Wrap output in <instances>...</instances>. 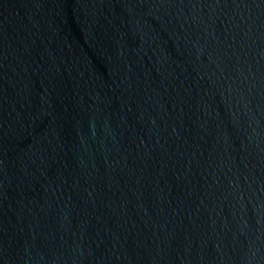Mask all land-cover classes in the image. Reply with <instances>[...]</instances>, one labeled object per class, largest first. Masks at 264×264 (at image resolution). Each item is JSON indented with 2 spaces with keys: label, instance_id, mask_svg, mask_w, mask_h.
Listing matches in <instances>:
<instances>
[{
  "label": "water",
  "instance_id": "1",
  "mask_svg": "<svg viewBox=\"0 0 264 264\" xmlns=\"http://www.w3.org/2000/svg\"><path fill=\"white\" fill-rule=\"evenodd\" d=\"M0 264H264V0H0Z\"/></svg>",
  "mask_w": 264,
  "mask_h": 264
}]
</instances>
